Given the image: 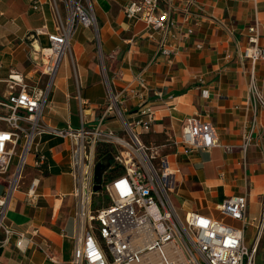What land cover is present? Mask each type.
<instances>
[{
	"label": "crops",
	"instance_id": "1",
	"mask_svg": "<svg viewBox=\"0 0 264 264\" xmlns=\"http://www.w3.org/2000/svg\"><path fill=\"white\" fill-rule=\"evenodd\" d=\"M40 1L44 2L43 8L33 11L32 0H0V82L16 72L25 76L31 87L37 85L38 50L48 47L49 42L45 36L34 39L31 34L44 23L53 30L56 19L48 0ZM129 1L94 0L98 46L92 44L94 29L78 30L71 44L74 72L57 74L43 121L59 129L78 128L81 96L90 102L86 121L93 129L108 109L110 89L106 81L109 88L122 92L129 89L137 74L143 73L147 82L144 100L155 110L152 126L136 129L145 145L179 140L187 118L199 116L216 127L222 146L234 148L232 153L222 147L193 153L181 147L167 149L171 167L178 171L171 183L176 206L185 214L197 212L241 228L240 222L223 218L217 206L231 197L245 195L249 217L258 216L262 209L264 109H259L254 124V114L246 102L252 67L242 54L248 44V29L255 24L259 25L264 46V0H195L190 14L185 10V0H161L162 8L168 1L174 5L177 25L167 40L176 52L169 58L159 53V33L148 30L142 21L126 18L124 9ZM257 69L255 75L261 80L264 64ZM203 91H208V98L202 96ZM3 95L0 93V97ZM131 95L126 94L124 102L130 126L135 125L139 103ZM104 123V130L123 133L124 124L116 117ZM250 132L254 142L243 153L244 137ZM35 147L46 156L48 165L36 168L34 153L27 156L29 169L23 168L6 213L7 225L18 235L12 236L6 246L0 245V264H69L74 258L78 227L70 143L43 136L35 140ZM35 179L39 186L36 195L30 197L28 191ZM9 181L0 178V195L7 191ZM35 231L37 235H33ZM21 234L32 239L25 251L16 247ZM0 239H4L2 233ZM45 246H49V254L57 263L40 249ZM259 250L257 259L261 256L263 264L264 239Z\"/></svg>",
	"mask_w": 264,
	"mask_h": 264
},
{
	"label": "built area",
	"instance_id": "2",
	"mask_svg": "<svg viewBox=\"0 0 264 264\" xmlns=\"http://www.w3.org/2000/svg\"><path fill=\"white\" fill-rule=\"evenodd\" d=\"M48 2L56 13L53 30L44 23L31 34L34 39L45 36L49 42L48 47L38 50L40 61L35 64L39 76L37 85L31 87L26 77L16 72L1 81L7 91L0 97V178L7 177L10 181L7 191L0 195V234L4 235L0 245L6 246L17 234L7 225L6 213L22 170L27 166V156L34 153L36 168L48 165L46 156L35 147V140L50 136L69 141L72 152L71 174L75 182L72 196L76 200L78 237L74 258L69 264H257L264 239V195L258 216H248L245 195L231 197L217 206L223 218L240 222L241 228L197 212L188 213L185 221L181 220L171 198L172 179L178 171L172 169L166 150L181 147L193 153L222 147L232 153L234 148L222 146L216 127L203 122L199 116L187 118L179 140L164 145H145L136 129L152 126L155 110L144 100L147 82L143 73L134 77L128 90L118 92L110 87L108 109L93 129L86 121L90 102L81 96L78 97L81 107L78 128L59 129L43 121L58 71L65 55L71 52L74 36L80 28H98L92 0ZM59 3L65 6V19ZM43 4V1L32 0L31 9L40 11ZM184 5L190 14L195 0H185ZM173 6L169 1L162 8L161 0H130L124 9L126 18L142 21L148 30L161 35L159 53L168 58L176 54L167 45L168 37L177 28ZM248 38L242 54L243 60L249 61L252 67L246 102L256 124L259 109H264V70L261 80L255 75L258 65L264 64V46L260 43L258 24L248 29ZM128 93L139 102L135 125L132 126L125 119L129 113L124 106ZM157 96L161 98L162 94ZM202 96L208 98V91H203ZM111 116L124 124L122 134L103 129L105 120ZM252 134L244 137L243 153L253 145ZM101 145L107 146L112 161L103 175L101 190L94 193L95 168L101 160L97 151ZM15 158L18 164L11 172ZM114 170L119 174L112 176ZM38 186L39 180L35 179L28 191L30 197L36 195ZM100 194L106 195L109 204L93 209V198ZM249 228L254 230L250 249L245 243ZM37 234L38 231L33 232V235ZM31 241L21 234L16 247L25 251ZM40 249L50 261L57 263L49 254V246Z\"/></svg>",
	"mask_w": 264,
	"mask_h": 264
},
{
	"label": "rangeland",
	"instance_id": "3",
	"mask_svg": "<svg viewBox=\"0 0 264 264\" xmlns=\"http://www.w3.org/2000/svg\"><path fill=\"white\" fill-rule=\"evenodd\" d=\"M92 2H93L92 3L93 6H94V11H95V5H94L95 2H94V0H92ZM59 8H60V11H61L62 16H64L63 18L65 19V15H64L65 6H63L62 4L60 5V3H59ZM97 23H98V20H97ZM94 32H95L94 33V36L92 37V44L94 46H96V44H97V46H98V43H99V32H98V28H97V30H94ZM98 48H97V50H99ZM71 55H72L71 52H68L65 55V57L63 58V62H62V65L60 67V70H59V73H58L59 75L58 76L65 75V74H67V72H69V71L72 72L74 70V68H75L74 67V63L72 62V61H74V57L71 56ZM99 55H100L99 57H101L100 52H99ZM72 66H73V70H72ZM22 69L23 68H20L19 71H22ZM22 73H23V71H22ZM106 82H107L106 84L108 86V89H110L109 88V85H108L109 84L108 81H106ZM112 89H114V88H112ZM119 121L122 124V121L121 120H119ZM154 145H156V144H154ZM148 146H153V145H148ZM95 159H96V156H95ZM30 161H31V158L29 159V162ZM17 164L18 163H17L16 158H15V161H14V163L12 165L11 171L14 170V168L17 166ZM27 169H29L28 166L25 167V171ZM25 171H24V173L22 175V177H23L22 180H25L24 179L25 176H26V172ZM172 200H173V203H174L175 207L177 208L176 210H177L179 216H181L180 217L181 220L184 222L185 221V217H186L185 212L182 211L178 206H176V204H178V203H177V198L175 196H172ZM107 202H108V198L106 197V195L104 197H103V194H100L98 196H94V198H93V209H99L100 207H102L103 205H105ZM245 234H246V246H248L249 249H250L251 246H252V244H253L254 231L251 228H249V229L246 230V233ZM257 264H262V257L261 256H259V258L257 259Z\"/></svg>",
	"mask_w": 264,
	"mask_h": 264
},
{
	"label": "water",
	"instance_id": "4",
	"mask_svg": "<svg viewBox=\"0 0 264 264\" xmlns=\"http://www.w3.org/2000/svg\"><path fill=\"white\" fill-rule=\"evenodd\" d=\"M112 155L108 154L103 157L96 165L95 168V187L94 193H98L102 188L103 175L111 166Z\"/></svg>",
	"mask_w": 264,
	"mask_h": 264
},
{
	"label": "trees",
	"instance_id": "5",
	"mask_svg": "<svg viewBox=\"0 0 264 264\" xmlns=\"http://www.w3.org/2000/svg\"><path fill=\"white\" fill-rule=\"evenodd\" d=\"M97 155H98V158L99 159H102L103 157H105L106 155L110 154L109 153V149L107 148L106 145H101V147H99L98 151H97ZM117 175L119 174V171L118 170H114L113 173H111V175ZM109 204L108 202L106 203V205Z\"/></svg>",
	"mask_w": 264,
	"mask_h": 264
},
{
	"label": "bare ground",
	"instance_id": "6",
	"mask_svg": "<svg viewBox=\"0 0 264 264\" xmlns=\"http://www.w3.org/2000/svg\"><path fill=\"white\" fill-rule=\"evenodd\" d=\"M6 91H7L6 85L4 83L0 82V93L5 95Z\"/></svg>",
	"mask_w": 264,
	"mask_h": 264
}]
</instances>
